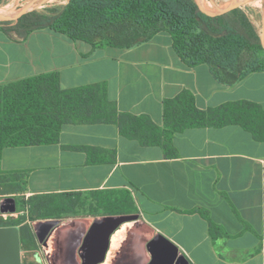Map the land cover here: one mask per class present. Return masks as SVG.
Wrapping results in <instances>:
<instances>
[{
	"label": "crops",
	"instance_id": "1",
	"mask_svg": "<svg viewBox=\"0 0 264 264\" xmlns=\"http://www.w3.org/2000/svg\"><path fill=\"white\" fill-rule=\"evenodd\" d=\"M53 71L59 72L63 88L107 82L108 96L120 112L147 115L160 126L164 99L185 89L200 109L239 100L264 108V71L227 86L207 64L186 65L166 31L130 48L97 49L48 28L23 41L0 31V85ZM174 145L178 155L167 157L161 146L142 145L122 135L116 124L77 123L65 124L57 143L6 147L1 167L27 174L26 198L88 194L98 212L88 207L86 214L67 221H36L59 220L62 238L51 248L39 241L34 222L40 247L22 249V254L41 264H84L100 245L88 249L87 257L64 238L67 233L82 227L84 235L96 221L138 215L111 234L98 264H264V141L231 124L188 128L175 135ZM79 146L96 147L105 160L91 163ZM127 194L134 212L110 213ZM196 209L206 211L228 236L215 239ZM137 224L146 236L135 234Z\"/></svg>",
	"mask_w": 264,
	"mask_h": 264
},
{
	"label": "trees",
	"instance_id": "2",
	"mask_svg": "<svg viewBox=\"0 0 264 264\" xmlns=\"http://www.w3.org/2000/svg\"><path fill=\"white\" fill-rule=\"evenodd\" d=\"M47 28L74 41L90 43L94 49L130 48L166 31L186 65L207 64L217 81L227 86L250 73L264 71L261 35L242 7L211 15L201 10L197 0H68L65 4L34 9L17 21H0V31L15 41L26 40L32 32ZM77 123L116 124L122 135L145 146H161L167 157L178 155L175 135L193 127L235 124L249 131L254 139L264 141V108L254 101H230L200 109L194 94L185 89L164 99L160 126L147 115L120 112L108 96L105 81L63 88L59 72L36 74L0 85V195H25L27 191L25 172L4 171L1 167L6 147L57 143L63 126ZM77 148L87 152L91 163L105 160L96 147ZM115 158L113 151L110 160ZM80 195H35L28 197L26 203L31 206L32 219L34 213L39 218H60L68 210L73 212L78 204L73 197ZM130 197L127 194L126 202L109 212L133 213ZM194 212L207 219L215 239L228 236L206 211ZM26 220L20 216L8 223L0 218V226L21 224V248L36 251L40 245ZM25 264L41 263L30 260Z\"/></svg>",
	"mask_w": 264,
	"mask_h": 264
},
{
	"label": "water",
	"instance_id": "3",
	"mask_svg": "<svg viewBox=\"0 0 264 264\" xmlns=\"http://www.w3.org/2000/svg\"><path fill=\"white\" fill-rule=\"evenodd\" d=\"M39 0H31L27 3L17 14H6L0 13L1 20H11L17 21L26 13L34 10L33 5ZM202 11L211 15H221L230 12L231 10L241 7V5L246 2L245 0H233L230 5L226 8H217L215 12H211L205 9L200 0H197ZM261 42L264 47V25L261 34ZM0 212L1 213H15L17 212V205L14 198H4L0 201ZM138 215H128L120 216L116 218H105L101 221H96L94 225L102 224L103 222L107 225V230L104 238V243L99 246V248L93 251L95 253L94 257L91 258L90 264H98L105 259L111 234L121 225L123 222L128 220H136ZM59 223L58 219L39 221L34 224L36 234L41 243L44 242V238L49 234V232ZM82 256V254H81ZM88 257L90 252H88ZM0 264H23L22 260V248L20 240V228L18 226H0Z\"/></svg>",
	"mask_w": 264,
	"mask_h": 264
},
{
	"label": "rangeland",
	"instance_id": "4",
	"mask_svg": "<svg viewBox=\"0 0 264 264\" xmlns=\"http://www.w3.org/2000/svg\"><path fill=\"white\" fill-rule=\"evenodd\" d=\"M30 1L31 0H0V11L5 10L6 12L4 13L6 14H17ZM49 1L43 3L42 0H39L32 7L33 9H42L45 6L52 4H65L68 0H53L52 2ZM232 1L233 0H200V3L205 9L211 12H215L217 8L223 9L228 7ZM241 7L247 12L251 21L253 22L256 29L261 35L264 25V0H260L259 4L253 2H244ZM7 197L15 199L17 205V212L4 214L0 212V218H4L5 222L12 223L11 221L19 219L20 216H23L27 219L25 223H28L30 226L33 227L34 222L42 219L39 218V216H36L38 215L37 213L33 214L34 219L31 218V206L30 204L26 203L27 198L25 195L12 193H7L3 195L1 194L0 201ZM73 199L77 200V207H73V209L71 208L73 211L72 213L68 210L67 212L62 214L60 218H62L64 221H67L68 217L70 216L74 217L86 214V210L88 207H93V213H98L96 212L97 210L94 205L89 202L91 198L88 194H81L80 196L73 197ZM19 227L21 228L22 225L20 224ZM22 260L23 264H25L26 261L36 260V258L32 255L29 256V254H27L25 258V255L22 254Z\"/></svg>",
	"mask_w": 264,
	"mask_h": 264
},
{
	"label": "flooded vegetation",
	"instance_id": "5",
	"mask_svg": "<svg viewBox=\"0 0 264 264\" xmlns=\"http://www.w3.org/2000/svg\"><path fill=\"white\" fill-rule=\"evenodd\" d=\"M60 225H57L56 227H54L49 234L44 238V244L46 246H48L49 248L52 247V245L55 244V242H58V238H62V233L63 230L59 227ZM137 227L135 228V234L137 233H141L142 236H146L147 235V231L146 229L139 227L138 224L136 225ZM107 230V225L106 223H102V224H97L94 225L89 232H87L86 234L83 235V233H85V228L82 227H78L77 230L75 232H72L71 234L67 233L66 237H64L67 241H72V245L75 244V246H79L82 247V249L84 250V253L88 255V249H90L93 245H101L104 241V234ZM69 234V235H68ZM69 243V242H68ZM96 245V246H97ZM86 255V256H87ZM88 257V256H87ZM86 258V257H85ZM91 258V257H90ZM90 258H86V260L84 261V264H90L91 263V259ZM66 264H77L76 260L70 261V262H66Z\"/></svg>",
	"mask_w": 264,
	"mask_h": 264
},
{
	"label": "bare ground",
	"instance_id": "6",
	"mask_svg": "<svg viewBox=\"0 0 264 264\" xmlns=\"http://www.w3.org/2000/svg\"><path fill=\"white\" fill-rule=\"evenodd\" d=\"M46 1H49V0H42V2L44 3V2H46ZM53 0H50L49 2H52ZM246 2H248L247 0H245ZM254 3H256V4H259L260 3V0H252ZM37 3V2H36ZM3 11H5V10H3ZM3 11H0V13H2ZM262 25V24H261Z\"/></svg>",
	"mask_w": 264,
	"mask_h": 264
}]
</instances>
